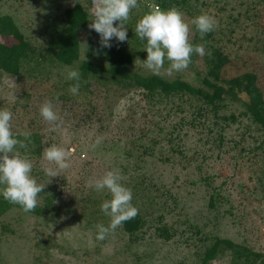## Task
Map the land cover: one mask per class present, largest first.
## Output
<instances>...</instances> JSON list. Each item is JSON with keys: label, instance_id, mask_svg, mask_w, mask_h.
I'll return each instance as SVG.
<instances>
[{"label": "rangeland", "instance_id": "1", "mask_svg": "<svg viewBox=\"0 0 264 264\" xmlns=\"http://www.w3.org/2000/svg\"><path fill=\"white\" fill-rule=\"evenodd\" d=\"M203 1L210 2L213 6L229 1L227 11L235 14L238 8L232 10L231 6H238L241 0H199ZM75 2L0 0V12L13 14L31 42L35 46H43V39L47 37L45 28L48 20L61 19L64 9ZM141 3L138 0L139 7L132 9L134 14L132 27L141 19L140 8L147 5ZM150 4L149 8L157 7L154 3ZM92 7L91 1V10ZM183 15L190 26L186 15L184 13ZM255 31L254 26L250 27L248 36L249 32ZM191 33L190 30L189 38ZM97 34L89 26L80 30L82 57H89L88 43ZM130 35L131 33L127 31L128 38ZM3 40L12 42L5 38ZM247 44L244 42V45ZM259 55L256 57H264V53ZM197 64L202 69L200 61H197ZM137 65L150 71L144 62L138 61ZM169 67L170 64L164 62L160 73L170 77L180 73L169 72ZM185 75L191 77L188 70ZM58 81L60 80L54 72L52 76H48L43 69L39 72L24 71L22 78L19 79L3 76L0 81L1 103L2 101L7 103L10 110L17 101L15 105L17 110L12 111V131L31 132L34 129L41 135L42 149L39 154L34 152V155H31L30 151L23 153L19 147L16 151L32 162V177L38 183L46 184L38 196V204L55 190L57 196L55 206L59 215L58 218L51 219L48 216L36 217L32 214L28 216L15 207L10 209L3 215V219L12 231L3 232L0 237V264H198L197 255L204 246L200 236L205 234H217L235 241L247 240L255 249L264 252V187L253 177L251 167L255 165L244 163L243 159L238 158L241 146L233 147L234 142L238 141L245 131L243 123L247 124L246 120L243 119L242 124L235 123L226 127L223 131L226 139L222 149L215 148L214 151H209L210 145L203 143L202 139L206 137V132L200 130H188V137L182 141L175 137L177 132L167 137L165 132H156L157 126L153 127V131L143 132L145 125H149L147 120L151 118L165 126V129H169L170 124L176 121V117L171 116L164 120L160 116L153 118L152 114L145 115L146 103L137 93L117 99L113 103L112 114H109V117L108 113L105 114L104 90L97 83L92 84L93 93L88 99H83L86 104H82L76 99L65 100L59 97L58 88L61 86L58 88L53 86V83ZM23 90L30 93L28 100L22 96ZM88 100L97 107L95 114L91 115L92 106L87 105ZM45 101H51L60 117L56 125L45 121L40 115V106ZM21 104H26L24 108L26 112ZM234 109L235 107L229 106L227 113ZM88 112L90 119L85 121L84 113ZM141 134L145 136L139 140L140 143L149 145L151 139L156 141V144L154 143L156 156L147 155L146 160L142 162L144 166L141 171L135 172L131 165L127 164L130 160L125 157L123 151L130 148L131 139ZM249 134L250 132L244 134L246 137L242 144L245 147L254 144L253 137ZM251 134L254 136L253 132ZM170 137H175L173 142L167 139ZM97 138H101V143L93 149L92 144ZM53 144L69 151L70 167L63 170L60 175L49 178L44 168H55V165L44 158L43 150ZM177 144L188 157L194 155L195 149L206 152L208 157L205 160L199 158L186 163L184 157L173 150ZM165 157L168 159L165 160ZM112 169L121 171L126 177L122 183L128 188H132L130 176L139 180L149 178L156 183L155 188H158L156 189L158 191L154 190L152 194H157L161 210H149L150 227H145L148 229L137 241L131 242L128 235L119 227L115 231H110L104 240L96 239L98 232L96 225L107 226L110 218L89 216L93 203H89L88 198L102 195L101 192L88 187L87 181L90 178H100L106 171ZM205 175L214 177L211 181L212 186H220V192L228 200L221 203L217 209L207 207L212 189L204 184L202 177ZM159 214L163 215L161 223H166L176 232L169 240L158 237L155 231ZM191 225L199 226L202 233H195L196 228H192ZM213 264H227V259L216 260Z\"/></svg>", "mask_w": 264, "mask_h": 264}, {"label": "trees", "instance_id": "2", "mask_svg": "<svg viewBox=\"0 0 264 264\" xmlns=\"http://www.w3.org/2000/svg\"><path fill=\"white\" fill-rule=\"evenodd\" d=\"M91 1L86 0L82 3L77 0L74 5L64 9L61 19L48 20L45 28L47 37L43 39V46H35L31 42L13 14L0 12V81L3 76L22 78L24 71L39 72L43 69L48 76H52L54 72L60 80L53 83L54 88L61 86L58 88L59 97L65 100L76 99L82 104H86L83 99H88L92 95V84L97 83L104 90L106 99L104 112L108 113L109 117L112 114L113 103L117 99L137 93L146 103L145 115L152 114L153 118L160 116L164 120L171 116L176 117V121L170 124L169 129H165V126L151 118L147 120L149 125H145L143 132L153 131V127L157 126L156 132H165L166 137L177 132L175 137L182 141L188 137V130H200L206 132V137L202 139L203 143L210 145L209 151H214L215 148L222 149L226 139L224 129L231 124H242L244 119L247 121V124L243 123L245 131L240 139L234 142L233 147L241 146L238 158L243 159L244 163L255 165L251 167L253 177L264 187V57H256L264 53V0H241L238 6H231L232 10L238 8L235 14L227 11L229 1L213 6L210 2L199 0H139L147 4L140 8V12L138 11L141 18L150 11L151 8L148 7L150 3L156 4L161 10L175 6L186 15L190 23L192 32L190 43L201 44L205 48V55L193 53L188 68L173 77L161 73L156 75L136 66L138 61L142 63L146 60L147 52L143 50L146 40L136 36V26H131L134 19L132 10L126 23L127 31L131 33L128 41L119 43L113 38L110 41V48L102 47L100 36L97 34L88 43L89 57H82L79 32L91 23ZM202 13H207L218 21L215 30L205 34L203 38L195 25L191 24L192 19ZM118 23L114 22V26ZM252 26L256 31L249 32L248 36V29ZM3 38L12 42H5ZM244 42L248 44L244 45ZM197 61H200L202 69L199 68ZM165 62L170 64L167 59ZM27 67L28 69H25ZM69 69L79 70L81 73L79 93L75 96L71 94L69 88L76 81L64 78ZM187 70L191 73L190 78L185 75ZM29 95L27 90L22 91L25 100H28ZM16 102L10 109L11 112L17 110ZM87 105L92 106L91 115L95 114L97 107L89 100ZM229 106L235 109L227 113ZM21 107L26 112L24 109L26 104H21ZM0 108L8 109V104L0 101ZM84 114L85 121L89 120L90 112ZM100 121L102 122V119ZM245 132H250L249 136L253 137L252 146L245 147L242 144L246 137ZM13 133L16 134V138L25 139L21 135L25 132ZM29 133L31 135L25 141L27 147L20 148V151L23 153L30 151L31 155H34V152L39 154L42 149L41 135L34 129ZM144 136L145 134H141L131 139L130 148L123 151L125 157L130 160L127 164L131 165L135 172L141 171L144 166L142 162L146 160L147 155L156 156L154 148L156 141L151 139L149 145L140 143L139 140ZM175 137L167 139L173 142ZM173 150L184 157L186 163L199 158L205 160L208 157L206 152L197 149L194 150L193 156L188 157L187 154H183L178 144ZM164 159L167 160L168 157ZM133 178L134 176H130L129 182H132L130 188L132 204L138 209V215L119 226L131 242L141 239L148 229L145 227H150L149 210H161L157 194H152L158 189L155 188L156 183L149 178L142 180ZM213 179L214 177L209 175L202 177L204 184L212 189L207 200L209 209H217L227 200L220 192V186H212ZM100 194L102 197L88 198V202L93 203L89 216L110 218L101 211L100 206L111 196L107 190ZM56 197V191L52 190L33 211L26 213L20 205L10 203L0 194V237L3 232L11 230L9 224L4 222L3 215L14 207L21 209L28 216L32 214L36 217L58 218ZM157 218L158 223L154 224L158 237L164 240L171 239L176 234L175 230L170 229L166 223H161L162 214ZM191 227L196 228L195 233H202L199 226ZM200 241L204 246L197 255L198 264H213L216 260L223 261L225 258L227 264H264V252L255 249L247 240L235 241L217 234H205L200 236Z\"/></svg>", "mask_w": 264, "mask_h": 264}, {"label": "clouds", "instance_id": "3", "mask_svg": "<svg viewBox=\"0 0 264 264\" xmlns=\"http://www.w3.org/2000/svg\"><path fill=\"white\" fill-rule=\"evenodd\" d=\"M92 5L89 28L99 34L101 46L110 48V41L113 38L119 42L126 41L128 39L126 23L130 19L131 10L139 7L138 0H92ZM117 21L119 23L114 26V22ZM191 24L195 25L203 38L205 34L215 30L218 21L213 16L202 13L192 19ZM189 33V24L185 21L183 13L175 6L168 10H161L158 6L152 7L139 19L135 27L136 36L146 40L143 49L147 52L145 66L153 74L158 75L167 59L170 62L169 72H182L187 69L193 53L200 56L206 54L203 45L190 43ZM80 77L79 70H67L65 79L76 81L69 88L73 95L79 93ZM40 115L53 125L60 120L51 101H45L40 106ZM11 121V110L0 108V186H3L0 187V194L10 203L20 205L27 213L37 207L38 196L46 184H40L32 177V162L16 151L17 146L27 147L25 141L31 134L22 133L24 140L16 138ZM100 143L101 138H97L92 148L95 149ZM43 156L50 164L55 165V168H44L49 178L60 175L63 170L70 167V153L62 146L53 144L44 148ZM125 179L119 169H112L106 171L100 178H90L87 181L88 187L94 188L97 192L107 189L111 196L100 206L101 211L110 217V223L107 226L96 225L98 240H104L110 231H115L124 222L138 215V209L132 204V191L122 183Z\"/></svg>", "mask_w": 264, "mask_h": 264}]
</instances>
